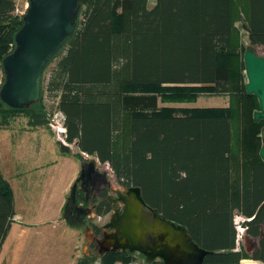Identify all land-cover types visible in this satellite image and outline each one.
Returning <instances> with one entry per match:
<instances>
[{
	"label": "trees",
	"instance_id": "16d2710c",
	"mask_svg": "<svg viewBox=\"0 0 264 264\" xmlns=\"http://www.w3.org/2000/svg\"><path fill=\"white\" fill-rule=\"evenodd\" d=\"M149 2L80 0L72 37L45 66L39 102L14 109L0 99V125L22 113L31 125L48 124L45 93L63 117L60 152L93 156L121 185L139 186L147 204L210 251L203 264L264 263V120L253 118L260 103L245 90L236 26L244 21L249 43L264 46V0ZM15 9V0H0V63L23 25ZM201 94L227 96L228 105L184 107L182 114L159 105ZM109 210L103 202L96 214ZM13 213L0 173V249ZM236 215L257 239L251 254L237 247Z\"/></svg>",
	"mask_w": 264,
	"mask_h": 264
},
{
	"label": "water",
	"instance_id": "95a60500",
	"mask_svg": "<svg viewBox=\"0 0 264 264\" xmlns=\"http://www.w3.org/2000/svg\"><path fill=\"white\" fill-rule=\"evenodd\" d=\"M79 10L80 0H28L23 25L14 36L15 47L1 61L4 82L0 99L4 104L14 109H28L39 102L45 66L72 37ZM242 58L246 93L255 95L260 103V110L254 112L253 118L264 120V56L259 54L256 45L248 44ZM74 146L77 147L76 143ZM82 155L85 159L63 212L66 223L79 227H83L85 209L75 204L76 183L84 182L85 165L87 175L97 172V159L88 160V155ZM259 155L264 163V141ZM119 199L122 211L115 210L104 225L112 231L96 238L101 255L121 250L140 253L146 263L161 260L164 264H203L210 251L195 243L183 225L166 219L147 204L139 186L124 188ZM70 202L73 212L71 208L68 210Z\"/></svg>",
	"mask_w": 264,
	"mask_h": 264
},
{
	"label": "crops",
	"instance_id": "0c3cea01",
	"mask_svg": "<svg viewBox=\"0 0 264 264\" xmlns=\"http://www.w3.org/2000/svg\"><path fill=\"white\" fill-rule=\"evenodd\" d=\"M211 97H226L228 104L227 96ZM56 140L48 124L31 125L13 118L0 125V173L14 201L0 264H77L82 258L81 227L63 218L81 159L60 152Z\"/></svg>",
	"mask_w": 264,
	"mask_h": 264
},
{
	"label": "rangeland",
	"instance_id": "374dc122",
	"mask_svg": "<svg viewBox=\"0 0 264 264\" xmlns=\"http://www.w3.org/2000/svg\"><path fill=\"white\" fill-rule=\"evenodd\" d=\"M115 1L117 2L118 0H115ZM15 2H16L15 13H17L18 15H23L26 11V8L28 7V0H15ZM152 2L153 0H150L149 4L151 5ZM115 10L116 12L119 11L118 6L115 7ZM236 26L239 29L241 45L243 48H245L248 44H250L249 39H248L246 24L244 23V21H237ZM257 49H258L259 54L264 56V46L258 45ZM3 77H4V71L0 63V86L3 81ZM160 91L164 92L163 90H160ZM210 97L211 95L201 94L199 95V97H197V99L194 102H179L177 100H173V101H166V102L162 101L159 103V105L162 108L166 106L174 108V110H172L171 113H175V114L185 113V111L181 109L184 107L186 108L197 107V106L207 107V106H214V105L219 107L218 105H221V103L222 104L226 103V106L228 105L226 97H222V98L221 97H211L210 98ZM44 103L46 105V111L49 113L47 115L49 129L53 131L57 139H59L62 142H65L64 133L58 130V126L63 122L62 115L59 112H55L53 110V101L50 98H48L45 93H44ZM36 109H41V106L40 107L36 106ZM14 119H17L18 121H21L23 123H29L30 121L29 117L23 113L16 115ZM69 147L71 148L72 152H76L78 150V148L74 146V143L69 144ZM83 157L85 156L83 155ZM87 157L90 159L96 160V158L93 156H87ZM96 165L100 170H104L107 172V176L112 181V186L115 187L116 184L114 182L113 172L108 166V164L99 163L96 160ZM89 216H90L89 219L91 220V222L99 226L104 225L109 218V214L98 217L96 213H94L93 211L90 212ZM243 220H244L243 217L239 215H236L234 218V222L236 225V231H237V235H236L237 247L242 248L245 251H248V253H250L253 247V244L254 242H256V240L250 238L246 234L245 228L242 226ZM86 226L88 227V224H86ZM85 229L86 228L81 227V231L83 233V242L80 247L81 257H82L81 259L84 264H145L146 263L144 256L138 252L132 253L131 254L132 257H130V255L128 254H121V253H117V254H114L113 256H107V257L102 256L96 249H94L92 245H90V242L93 237L91 228H88L86 230ZM239 264H264V263L257 261V260H253L251 258H243L240 260Z\"/></svg>",
	"mask_w": 264,
	"mask_h": 264
},
{
	"label": "flooded vegetation",
	"instance_id": "af4514ba",
	"mask_svg": "<svg viewBox=\"0 0 264 264\" xmlns=\"http://www.w3.org/2000/svg\"><path fill=\"white\" fill-rule=\"evenodd\" d=\"M84 159H85V157L82 156L81 166H82ZM87 159L92 160L90 158H87ZM96 169H97L96 173H90L89 175H87L88 174L87 173L88 166L85 165V180L83 183L81 181H77L76 187H75L74 198H75V204L78 205L79 207L85 209V215L83 217L82 226L86 229L91 228V230H92L93 237H92V240L90 242V245H92L94 247V249L99 251V246L96 244V238L101 237L103 232H111L112 231V229H110V228H104V225L110 220V217L115 210H117L119 212L122 211L123 204H122V201L119 199V193H122L123 189L126 188L127 186L121 185L118 182L115 175L113 174L114 182L116 184V186L113 187L112 181L107 176V172L104 170H100L98 167H96ZM80 170H81V168H80ZM79 173H80V171H79ZM79 173H78V175H79ZM71 187H72V185H71ZM71 187H70V190H71ZM70 190H69L68 196L66 198V202H67V199L70 195ZM71 202L68 205V208H69L68 210L70 211L72 209L71 211L73 212V208L71 207V205H72ZM103 202L107 203V205L110 207L109 212L104 214V215L109 214V218L104 225L99 226V225L91 222V220L89 219L90 218L89 214L92 211L94 213H96V211L98 210V208L101 206V204ZM73 206H74V204H73ZM86 224H88V227L86 226ZM250 238L256 240V242H254L250 253H248V251H246L248 254H251L253 252V250L257 247V239L253 238V237H250ZM119 252H127V251H121V250L117 251V253H119Z\"/></svg>",
	"mask_w": 264,
	"mask_h": 264
},
{
	"label": "built area",
	"instance_id": "2783aa9c",
	"mask_svg": "<svg viewBox=\"0 0 264 264\" xmlns=\"http://www.w3.org/2000/svg\"><path fill=\"white\" fill-rule=\"evenodd\" d=\"M58 130H59L60 132L64 133L65 129H64V127H63V123H61V124L58 126ZM59 131H58V132H59Z\"/></svg>",
	"mask_w": 264,
	"mask_h": 264
}]
</instances>
